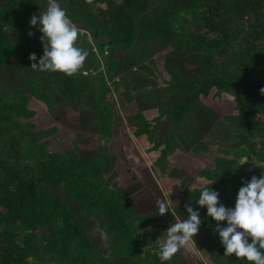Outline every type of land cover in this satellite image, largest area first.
I'll return each mask as SVG.
<instances>
[{
  "label": "trees",
  "instance_id": "obj_1",
  "mask_svg": "<svg viewBox=\"0 0 264 264\" xmlns=\"http://www.w3.org/2000/svg\"><path fill=\"white\" fill-rule=\"evenodd\" d=\"M57 2L81 30L76 46L90 49L87 58L98 61L90 33L102 54L104 71L72 77L35 71L25 85L48 109L93 93L89 107L98 114L99 156L83 161L73 149L49 150L21 122L35 115L28 106L30 95L0 88V264H95L103 260L87 233L89 215L94 213L105 220L109 237L118 240L121 254L134 264H180L179 252L161 261L156 255L159 247L143 248L150 243L148 234L137 231L130 207L120 199L118 188L105 179V155L115 127L108 78L116 69L118 52L134 43L137 27L143 38L173 42L178 52L198 53L197 64L204 75L176 77L152 90L158 95H181L165 106L158 99L161 115L169 121L168 134L155 140L159 119L153 121L141 112L129 117L132 133L145 135L150 148L158 150L154 165L162 173L192 105L213 89L234 93L237 114L225 119L238 127L230 145L236 157L217 158L214 169L202 172L207 180L204 186L185 189L188 197L198 200L202 189L209 187L219 193L220 203L233 208L242 181L264 174V95L259 91L264 88V0H103L104 5L96 8L88 0ZM47 3L0 0V71L8 62L21 67L39 61L42 33L29 28L28 20L39 16ZM220 52L228 54V66L217 60ZM32 53L36 61L28 59ZM217 144L202 141L196 147ZM239 158L247 161L239 165ZM252 160L257 163L254 167L248 163ZM71 202L78 204L79 213L71 209ZM197 209L204 214L205 229L215 244L210 252L212 264H250L235 254L224 256L215 232L219 222L207 216L206 207L194 204L193 210ZM37 245L39 253L34 252Z\"/></svg>",
  "mask_w": 264,
  "mask_h": 264
},
{
  "label": "rangeland",
  "instance_id": "obj_2",
  "mask_svg": "<svg viewBox=\"0 0 264 264\" xmlns=\"http://www.w3.org/2000/svg\"><path fill=\"white\" fill-rule=\"evenodd\" d=\"M88 1L92 3L93 8L104 5L103 0ZM46 7L47 5L42 12ZM29 21L28 27L39 31V25L31 27ZM88 37L98 61L86 58L83 68L93 75L103 72L104 64L101 60L102 54L91 40L90 33ZM85 50L90 53V49ZM117 57L116 69L111 78H108L115 127L105 155L104 176L111 185L118 188L120 199L130 207L137 231L148 234L150 243L143 248L157 249L166 237L165 231L171 223L176 222V218L170 212L163 216L157 215L156 201L169 197L172 201L171 210L181 219H186L185 204L193 208L197 203L196 199L186 195L185 189H200L204 186L207 180L202 172L214 169L217 158L232 159L237 155L230 149V145L234 142L238 127L225 119L227 115L237 114L234 109V93L216 92L213 89L207 97L200 98L192 105L190 118L180 124L176 133V144L161 173L159 166L154 165L158 150L150 148L151 144L145 135L136 136L132 133L133 122L129 117L133 113L141 112L153 121L158 118L154 139L166 136L170 130L169 121L161 115L158 99L161 98V105L165 106L178 101L181 95H158L152 90L167 86L176 77L191 78L204 75V71L197 64L198 53L178 52L173 42L162 43L159 38H143L137 27L134 43L118 52ZM216 58L223 66L229 65L228 54L220 52ZM30 65L23 63L19 67L13 62L5 64L0 71V88L8 91L17 89L29 94L25 81L35 72ZM93 97V93L88 92L82 98L48 109L44 103L30 95L28 106L35 111V115L30 119H21V122L51 151L63 152L73 149L78 151L83 161L97 158L98 114L89 107ZM46 131L49 133H45ZM210 140L220 144L199 149L196 147L200 142ZM246 161L245 158L237 159V162L241 163L239 165ZM248 163L250 167L257 165L254 160ZM70 206L75 213H79L76 202H71ZM200 217L202 222L198 234L193 237L197 249L191 244L181 248L178 251L181 255L180 264H212L210 252L215 248V244L205 229L204 214ZM219 224L225 226L226 221ZM104 226L105 220L99 214L89 215L87 233L105 259H98L95 264H134L121 254L118 240L109 237V242L105 244L100 238L95 229H105ZM34 252H40L39 245L35 247Z\"/></svg>",
  "mask_w": 264,
  "mask_h": 264
},
{
  "label": "clouds",
  "instance_id": "obj_3",
  "mask_svg": "<svg viewBox=\"0 0 264 264\" xmlns=\"http://www.w3.org/2000/svg\"><path fill=\"white\" fill-rule=\"evenodd\" d=\"M30 26L39 25L40 42L43 55L38 62L30 65L33 71L62 73L67 77L76 74L87 75L83 71L84 62L89 52L76 46L80 28L66 15L57 0H48L46 10L30 18ZM29 36L33 33L29 32ZM30 61H36L35 53L29 55ZM260 93L264 95V88ZM214 182H211V184ZM219 193L204 187L196 203L199 207H206L207 216L216 222L226 221V226L219 223L215 226L219 241L224 248V256L235 254L237 258H245L250 264H264V174L257 178L252 176L249 181H242L235 206L227 208L218 200ZM171 200L158 199L156 205L158 214L163 216L170 212L176 222L167 228L166 237L159 245L156 255L161 261H169L181 250L191 244L195 249L193 237L198 234L201 224L199 209L193 210L185 204L187 218L181 219L171 210ZM139 223V222H138ZM100 238L107 244L108 232L104 228L95 229Z\"/></svg>",
  "mask_w": 264,
  "mask_h": 264
}]
</instances>
